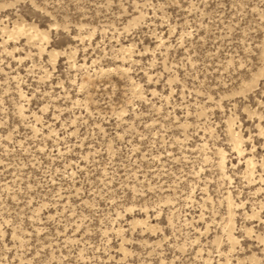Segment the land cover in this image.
I'll return each mask as SVG.
<instances>
[{
	"label": "rangeland",
	"instance_id": "374dc122",
	"mask_svg": "<svg viewBox=\"0 0 264 264\" xmlns=\"http://www.w3.org/2000/svg\"><path fill=\"white\" fill-rule=\"evenodd\" d=\"M0 264H264V0H0Z\"/></svg>",
	"mask_w": 264,
	"mask_h": 264
},
{
	"label": "bare ground",
	"instance_id": "6f19581e",
	"mask_svg": "<svg viewBox=\"0 0 264 264\" xmlns=\"http://www.w3.org/2000/svg\"><path fill=\"white\" fill-rule=\"evenodd\" d=\"M19 34H20V33H19ZM236 138H238V137H236ZM239 140H241V138H239ZM236 141H237V140H236ZM236 141H235V142H236ZM234 148L237 150L238 153L241 152V149H240V147H239L238 145L235 144V145H234ZM249 163H250V162H249ZM220 164L223 165V160H221Z\"/></svg>",
	"mask_w": 264,
	"mask_h": 264
}]
</instances>
